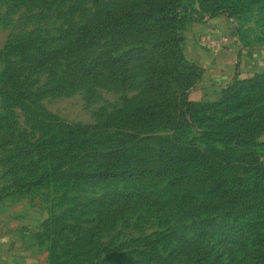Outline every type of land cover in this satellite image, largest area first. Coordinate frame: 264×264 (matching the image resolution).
<instances>
[{"label": "rangeland", "instance_id": "374dc122", "mask_svg": "<svg viewBox=\"0 0 264 264\" xmlns=\"http://www.w3.org/2000/svg\"><path fill=\"white\" fill-rule=\"evenodd\" d=\"M220 17L263 68L193 101ZM0 264H264V0H0Z\"/></svg>", "mask_w": 264, "mask_h": 264}, {"label": "crops", "instance_id": "0c3cea01", "mask_svg": "<svg viewBox=\"0 0 264 264\" xmlns=\"http://www.w3.org/2000/svg\"><path fill=\"white\" fill-rule=\"evenodd\" d=\"M228 35L223 17L214 18L206 24H194L187 30L184 42L186 55L204 71L201 85L190 93L193 101H215L240 76L263 68V64L260 67L254 56L246 50L233 44L223 45ZM210 39L216 40L219 45L210 46Z\"/></svg>", "mask_w": 264, "mask_h": 264}, {"label": "built area", "instance_id": "2783aa9c", "mask_svg": "<svg viewBox=\"0 0 264 264\" xmlns=\"http://www.w3.org/2000/svg\"><path fill=\"white\" fill-rule=\"evenodd\" d=\"M208 44L210 46H218L219 43L216 41V40H212L210 39L208 41ZM231 44L235 45L232 41H231V37L228 35L227 37L224 38V42H223V45H226V46H230ZM236 46V45H235ZM237 47V46H236ZM239 48V47H238ZM230 50V49H229Z\"/></svg>", "mask_w": 264, "mask_h": 264}, {"label": "trees", "instance_id": "16d2710c", "mask_svg": "<svg viewBox=\"0 0 264 264\" xmlns=\"http://www.w3.org/2000/svg\"><path fill=\"white\" fill-rule=\"evenodd\" d=\"M235 83H236V82H235ZM235 83H234L233 85H231V86L229 87V89L233 88V87L235 86ZM229 89H228V90H229Z\"/></svg>", "mask_w": 264, "mask_h": 264}]
</instances>
